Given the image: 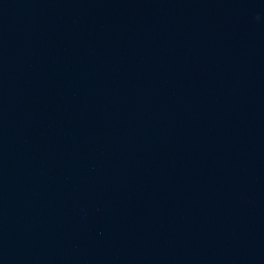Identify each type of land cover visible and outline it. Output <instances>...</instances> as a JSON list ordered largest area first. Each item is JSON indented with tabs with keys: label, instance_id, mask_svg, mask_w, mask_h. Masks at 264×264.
Listing matches in <instances>:
<instances>
[{
	"label": "water",
	"instance_id": "obj_1",
	"mask_svg": "<svg viewBox=\"0 0 264 264\" xmlns=\"http://www.w3.org/2000/svg\"><path fill=\"white\" fill-rule=\"evenodd\" d=\"M0 264H264V0H0Z\"/></svg>",
	"mask_w": 264,
	"mask_h": 264
}]
</instances>
